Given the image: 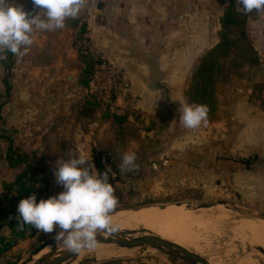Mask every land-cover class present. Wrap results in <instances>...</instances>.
<instances>
[{
	"label": "rangeland",
	"instance_id": "374dc122",
	"mask_svg": "<svg viewBox=\"0 0 264 264\" xmlns=\"http://www.w3.org/2000/svg\"><path fill=\"white\" fill-rule=\"evenodd\" d=\"M98 1L85 0L77 17L67 18L61 29L35 30L23 56L0 51L3 174L10 178L26 171L39 189L38 198H47L63 190L54 175L59 159L83 155L88 164L93 151L105 154L121 170L114 188L120 201L112 218L157 204L190 202L192 209L193 204L224 201L226 205L197 210L207 212L210 223L200 222L209 228L197 226L194 219L189 221L192 225L185 221L190 210L186 219L178 218L164 228L210 264H264V255L256 250L264 244L256 237L264 225V14L255 10L245 14L231 0L230 6L245 18L244 38L261 70L241 68L224 58L214 85L218 108L200 126L189 129L180 123V102L196 105L186 92L196 61L219 41L220 20L227 8L223 0H177L173 12L179 13L175 20L180 24L169 33L178 34V42L145 39L142 44L123 38L125 0H115L121 41L99 39L109 36L112 0ZM161 1L169 20L167 0ZM15 2L44 18L31 0ZM134 4H129L133 11ZM87 58L92 62L90 74ZM126 152L136 156L131 170L119 166ZM251 223L259 228L255 234ZM236 227L246 235H238ZM44 237L36 242L53 236ZM110 249L84 250L75 264L113 260L185 264L150 251L112 256Z\"/></svg>",
	"mask_w": 264,
	"mask_h": 264
},
{
	"label": "clouds",
	"instance_id": "9594fccd",
	"mask_svg": "<svg viewBox=\"0 0 264 264\" xmlns=\"http://www.w3.org/2000/svg\"><path fill=\"white\" fill-rule=\"evenodd\" d=\"M33 6L44 12L31 14L15 0H0V51L7 50L23 56L27 46L33 43L35 30L61 29L67 18H75L85 0H31ZM245 14L255 10L264 14V0H236ZM180 123L195 129L206 121L207 108L203 105L180 102ZM135 153L122 156V170L133 169ZM83 155L57 161L55 178L62 191L47 198L37 199L35 193L23 198L17 205L18 225H32L37 231L51 234L72 253L82 249H94L101 233L115 232L112 213L118 199L105 175H98L86 166Z\"/></svg>",
	"mask_w": 264,
	"mask_h": 264
},
{
	"label": "crops",
	"instance_id": "0c3cea01",
	"mask_svg": "<svg viewBox=\"0 0 264 264\" xmlns=\"http://www.w3.org/2000/svg\"><path fill=\"white\" fill-rule=\"evenodd\" d=\"M101 1H98V3H102ZM176 1L177 0H171V4L169 5L170 1L167 0L165 7L167 9L166 16L168 15L169 20H165L166 12L163 10L161 4H158V0H125L121 24H123V38L126 43H131L133 40L135 44H142V41L145 39L148 41L154 40L156 42H163L165 38H171V40L175 39V42H178V34L169 33L174 30L173 27L175 25L180 24L178 20H175V18L179 16V13L173 12L176 8ZM133 2L135 3V11L129 7V4ZM161 2L164 3V0ZM117 4L115 0H112L110 3L112 18L110 19V27L108 26V38L103 36L99 37V39L103 41L107 40L108 43H118L121 41V34L117 26L118 18H115V15L119 11V6ZM128 10L130 13H134V17L129 15L130 13ZM188 41H190L189 37ZM202 57L196 62L199 63ZM195 60L196 59H194V61L192 60L193 65L195 64ZM194 70L195 69H193V71ZM3 157H6L5 153L0 152V161ZM7 169L13 170L10 166ZM3 170L4 168L2 169L0 167V260L5 256H21L17 262V264H19L37 244L42 242H36V240H39V238L44 237L46 234L37 231L29 224L20 227L16 220L18 215L17 205L21 199L35 193V191L37 199L39 200L38 197L40 194H38L39 189L36 188L37 186L31 183V179L26 171L21 172L19 176L12 175V177L9 178L5 177V174L2 172ZM14 170L16 171L17 169ZM7 175L10 176L11 174L7 173ZM49 235L51 236V234H48V236ZM29 247H32L30 251H28ZM103 264H137V261L113 260Z\"/></svg>",
	"mask_w": 264,
	"mask_h": 264
},
{
	"label": "trees",
	"instance_id": "16d2710c",
	"mask_svg": "<svg viewBox=\"0 0 264 264\" xmlns=\"http://www.w3.org/2000/svg\"><path fill=\"white\" fill-rule=\"evenodd\" d=\"M245 18L243 14L235 10L233 6L225 8L220 20L221 32L219 41L210 51H208L196 65L192 74L191 84L186 96L189 102L196 105H203L207 108V117L214 113L219 105V99L215 94L214 85L217 73L221 72V61L230 58L231 62L238 67H249L256 71L261 70L258 58L245 40ZM87 74L92 70V62L87 58ZM87 166L98 175H105L108 182L115 188L120 179L121 170L112 162V158L93 151L91 160ZM118 201L120 198L117 196ZM128 208V207H124ZM19 257L5 256L0 260V264H17Z\"/></svg>",
	"mask_w": 264,
	"mask_h": 264
},
{
	"label": "water",
	"instance_id": "95a60500",
	"mask_svg": "<svg viewBox=\"0 0 264 264\" xmlns=\"http://www.w3.org/2000/svg\"><path fill=\"white\" fill-rule=\"evenodd\" d=\"M223 2L226 7L231 5V0H223ZM173 205L181 207L183 203L157 204L140 209H133L128 212H139L153 207L159 210H165L168 206ZM217 205H226V203L224 201L199 203L195 204L193 210L188 205L187 210L197 211L211 209ZM96 246L110 247L111 252L120 250L141 253L147 251L155 252L175 260H180L185 264H210L207 259L190 249L144 228L138 231H122L117 229L112 233H101L97 237ZM84 250L87 249H82L79 254L72 253L67 250L62 243L51 237L49 240H45L34 247L28 256L19 264H75ZM256 250L264 255L263 247H256ZM87 262L95 263L96 260L88 259Z\"/></svg>",
	"mask_w": 264,
	"mask_h": 264
},
{
	"label": "bare ground",
	"instance_id": "6f19581e",
	"mask_svg": "<svg viewBox=\"0 0 264 264\" xmlns=\"http://www.w3.org/2000/svg\"><path fill=\"white\" fill-rule=\"evenodd\" d=\"M187 203H184L181 207H177V206H175V205H173V206H168L165 210H159V209H157V208H150V209H144V210H141V211H139V212H125V213H123V214H120V215H117L116 217H114V218H112V221H113V224H117V225H119V227H118V229L119 230H131V231H138V230H140V229H146V230H149V231H152L153 233H155V234H158V235H160V236H162V237H164V238H166V239H169V240H171V241H174V242H176L177 244H179V245H182V246H184L183 244H181V242L182 241H180V240H178V238H175L174 237V235L173 234H171L170 232H168V230L170 231V229L169 228H166L167 226H173L174 225V222H177V220H179V219H182V218H185V217H187L186 215V212H188L187 211ZM188 204L189 205H191L190 204V202H188ZM193 206V208H195V204H193L192 205ZM190 208H191V206H189ZM193 208H192V210H193ZM200 211V210H199ZM223 212H225L224 210H222ZM190 213V218L188 219V220H185V221H187V222H189L190 220H197V223H196V221H195V224H199V225H197V226H199L200 227V225H201V222H203V223H210L207 219H209V217L207 218L206 217V213H199L198 211L197 212H192V211H190L189 212ZM191 213H193V214H191ZM227 213H228V211H227ZM227 213H226V216H228L227 215ZM218 214V216H219V214L222 216H224L225 214H222V212H218L217 213ZM205 215V217H203ZM222 216V217H223ZM225 216V217H226ZM197 217V218H196ZM201 217H203L202 219L203 220H201V219H199V218H201ZM221 217V218H222ZM179 218V219H178ZM204 218H205V220L206 221H208V222H206L205 220H204ZM216 218H219V217H216ZM216 218H213V217H211L210 219L212 220L213 219V221L216 219ZM186 219V218H185ZM244 219V218H243ZM251 219V218H250ZM250 219H246V220H244V221H246L247 222V220H250ZM194 220H193V222H194ZM219 221H221L220 219H218ZM217 220V221H218ZM223 220V219H222ZM240 220H242V219H240ZM199 221V222H198ZM201 221V222H200ZM239 221V220H238ZM243 221V220H242ZM243 221V222H244ZM255 221V220H254ZM223 222V221H222ZM221 222V223H222ZM243 222H239V223H242V224H244ZM190 223V222H189ZM220 223V222H219ZM247 223H249V222H247ZM246 223V224H247ZM171 224V225H170ZM173 224V225H172ZM191 225H192V223H190ZM214 224V223H213ZM226 224V223H225ZM234 224V223H233ZM238 224V223H237ZM257 223H255L254 225H252V223H251V225H249L250 227H251V229L250 230H253V234H255L254 233V229L255 228H257V230L259 229L258 227H257V225H256ZM189 225V224H188ZM205 225H207V224H205ZM216 225V224H215ZM245 225V224H244ZM248 225V224H247ZM164 226H166L165 228H164ZM185 226V225H184ZM202 227H203V225H201ZM225 226V225H224ZM246 226V225H245ZM259 226V225H258ZM211 227V226H210ZM243 227V226H242ZM260 227V226H259ZM203 228H209V227H203ZM214 228V227H213ZM230 228V227H229ZM247 228H249L248 226H247ZM263 228H264V225H263ZM263 228H261L260 227V229L258 230V233H259V235H258V233H257V235H256V237L258 238L257 239V241L259 242V244H262L263 242H264V240L262 241V239H260V238H262V235H264L263 233H264V231H262V229ZM162 229V230H161ZM163 229H164V231H163ZM200 229V228H199ZM231 229V228H230ZM243 229H245V228H243ZM198 230V229H197ZM211 230V229H210ZM229 230V229H228ZM238 229H237V227H236V231H237ZM247 230V229H246ZM167 231V232H166ZM179 231V230H178ZM235 231V229H233V232L235 233L236 232ZM255 231H256V229H255ZM173 232V231H172ZM238 232V231H237ZM237 232H236V234H237ZM242 232V234L241 235H243V234H245L243 231H241ZM240 232V233H241ZM247 232V231H246ZM239 232H238V235L240 234ZM190 234V233H189ZM233 234V233H232ZM172 235V236H171ZM196 235V234H195ZM246 235V234H245ZM248 235V234H247ZM190 236V235H189ZM243 237V236H242ZM246 236H244V238H245ZM260 237V238H259ZM193 238V237H192ZM195 238V237H194ZM241 238V237H240ZM191 239V238H190ZM241 239H243V238H241ZM244 240V239H243ZM243 240H242V242H243ZM260 240V241H259ZM245 242V241H244ZM248 242H251L250 240L248 241ZM254 242V241H253ZM257 242V243H258ZM183 243V242H182ZM185 243V242H184ZM264 244H262L261 245V247H263V249H264V246H263ZM185 247V246H184ZM187 248V247H186ZM188 249V248H187ZM131 253H133V252H130V251H123V250H120V251H115V252H113L111 255L113 256V255H115V256H118V255H126V254H131ZM135 254V253H134ZM259 254H260V252H259ZM249 263V262H248ZM246 264V263H245ZM250 264V263H249Z\"/></svg>",
	"mask_w": 264,
	"mask_h": 264
}]
</instances>
